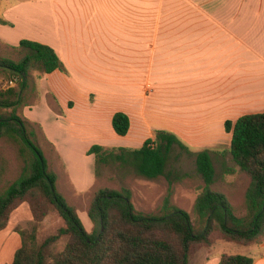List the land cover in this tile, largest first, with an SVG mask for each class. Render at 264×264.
Masks as SVG:
<instances>
[{"label": "crops", "instance_id": "obj_1", "mask_svg": "<svg viewBox=\"0 0 264 264\" xmlns=\"http://www.w3.org/2000/svg\"><path fill=\"white\" fill-rule=\"evenodd\" d=\"M47 2L54 9L47 18L40 7L37 33L23 23L27 36L12 35L18 25L8 21L0 25V40L47 45L62 62L66 72L40 78L54 105H45L37 120L59 157L69 149L87 155L93 145L133 148L109 141L141 146L159 130L210 149L211 156L218 143L231 140L226 121L264 112V0ZM116 112L130 120L123 137L112 129ZM67 124L82 131L67 140L72 148L59 139ZM24 206L0 232V264H11L20 247L14 229L21 218L31 221ZM257 246L253 264H264V242Z\"/></svg>", "mask_w": 264, "mask_h": 264}, {"label": "trees", "instance_id": "obj_2", "mask_svg": "<svg viewBox=\"0 0 264 264\" xmlns=\"http://www.w3.org/2000/svg\"><path fill=\"white\" fill-rule=\"evenodd\" d=\"M8 24L0 19V25ZM12 48L25 53L17 60L0 58V73L11 81L17 80L19 86L0 89V142L15 147L18 175L9 182L1 180L6 162L0 165V232L7 227L10 214L22 204L28 206L31 225L26 229L15 227L20 247L11 264H189L197 251L211 249L218 241L243 246L264 242V112L224 123L225 132L231 134L232 160L249 179L243 216L234 214L224 194L210 190L215 171L210 151L203 150L194 155L195 176L201 183L193 205L194 221L171 205V188L158 215L137 212L128 190L101 189L87 208L92 224V230L87 232L75 208L56 189L57 177L48 170L33 140L35 134L27 127L30 122L17 115L30 73L44 76L66 72L65 68L47 45L21 40ZM111 125L114 133L123 137L130 128L129 117L116 112ZM178 145V150L190 154L173 134L159 130L137 149L93 145L87 155L94 156L96 166L117 161L122 167H131L139 177H164L171 186L168 164ZM52 211L63 220V226L38 242V226ZM62 239L63 247L54 251ZM253 263V258L242 255L221 254L218 260V264Z\"/></svg>", "mask_w": 264, "mask_h": 264}, {"label": "rangeland", "instance_id": "obj_3", "mask_svg": "<svg viewBox=\"0 0 264 264\" xmlns=\"http://www.w3.org/2000/svg\"><path fill=\"white\" fill-rule=\"evenodd\" d=\"M40 7L44 9V12L46 11L47 18L50 16L52 8L54 9V5L48 3L47 0H0V19L17 23L19 30L13 32L12 35H26L23 23H31L32 26L30 28L34 30L32 33H37L41 16ZM12 47V45L0 40V58L17 60L20 55L25 53V50L16 51ZM29 77V82L23 93V104L17 109V115L21 119L30 122L27 127L35 134L33 140L42 151L48 170L54 172L57 177L56 189L64 196L67 203L75 208L78 219L87 232L92 230V224L86 215L87 208L93 195L101 189H112L119 192L123 189L128 190L130 191V202L137 212L145 215H158L163 199L171 188V205L188 213L191 220L194 221L193 205L199 192L198 188L201 185L195 176L194 155L206 149L197 148V145L194 146L179 141L180 145L186 147L190 154L178 150L181 147L179 145L176 147L177 150L173 152L168 164L169 178L173 181L171 186L164 177L154 180L139 177L131 167H122L117 161H110L105 165L96 166L94 156H83L78 151L74 152V149L71 151L70 149L66 150L69 155L61 158L53 147L51 148L50 144L45 141L37 121L44 115L45 105L48 104L53 107L52 95L49 90L44 93L43 88L45 87L40 84L42 76L32 72ZM9 87L18 88L17 80L12 79L11 81L0 73V89ZM54 129L55 126H53ZM56 131L57 129H55ZM59 132H61L59 136L61 143L69 146L71 142L67 140L71 136L76 138L82 134V131H79L77 127L73 130L68 124L62 127ZM229 141L228 143H218V147L213 150L215 154H211L215 178L210 190L224 194L232 205L234 214L240 217L245 214L244 195L249 179L234 164L229 153ZM109 142L122 146L129 144L133 149H137L140 146L138 142H127V140ZM76 143H74L75 146L78 145ZM70 147L72 148V146ZM15 152V147L12 144L0 142V165L4 161L6 162L5 172L1 175V180L3 181L9 182L16 179L18 175V165H16L14 160ZM88 158L92 159L91 163L87 162ZM228 169L233 170V173H229ZM185 175H188V177H184ZM24 207L21 209H26L28 212L27 206ZM21 220L23 223L20 222L18 226L23 229L30 227L31 221L25 218H21ZM62 226L63 220L59 215L56 212H50L38 226L37 241L41 242ZM64 241L62 239L55 246L54 251H59L63 247ZM258 252L259 248L257 245L243 246L218 241L211 249H200L197 251L189 264H205L206 257L209 258L210 264L211 260L221 254L242 255L256 259Z\"/></svg>", "mask_w": 264, "mask_h": 264}]
</instances>
